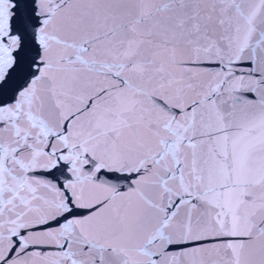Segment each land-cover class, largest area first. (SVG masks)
<instances>
[{"label":"snow or ice","instance_id":"snow-or-ice-1","mask_svg":"<svg viewBox=\"0 0 264 264\" xmlns=\"http://www.w3.org/2000/svg\"><path fill=\"white\" fill-rule=\"evenodd\" d=\"M0 264H264V0H0Z\"/></svg>","mask_w":264,"mask_h":264}]
</instances>
